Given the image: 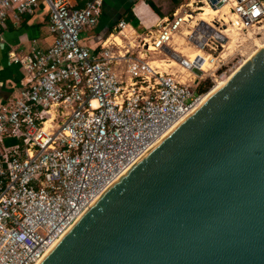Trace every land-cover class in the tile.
<instances>
[{"label": "built area", "instance_id": "1", "mask_svg": "<svg viewBox=\"0 0 264 264\" xmlns=\"http://www.w3.org/2000/svg\"><path fill=\"white\" fill-rule=\"evenodd\" d=\"M219 2L230 7V23L213 21L205 30L223 38L227 26L239 37L264 27V0L192 1L212 7ZM103 3L88 0L77 9L70 0H0V33L7 18L34 15L43 5L53 37L45 50L33 48L22 58L9 54L26 86L0 107V264H38L204 97L146 60L169 48L182 26L198 29L193 4L185 5L183 15L176 9L161 19L154 33L135 35L134 47L115 42L113 35L125 27L120 23L91 52L80 33L97 26ZM191 35L185 40L192 46L221 50L213 63L219 66L228 42L223 45L217 35L191 41Z\"/></svg>", "mask_w": 264, "mask_h": 264}, {"label": "water", "instance_id": "2", "mask_svg": "<svg viewBox=\"0 0 264 264\" xmlns=\"http://www.w3.org/2000/svg\"><path fill=\"white\" fill-rule=\"evenodd\" d=\"M79 219L39 264H264V48Z\"/></svg>", "mask_w": 264, "mask_h": 264}, {"label": "crops", "instance_id": "3", "mask_svg": "<svg viewBox=\"0 0 264 264\" xmlns=\"http://www.w3.org/2000/svg\"><path fill=\"white\" fill-rule=\"evenodd\" d=\"M87 1L70 0V4L80 9ZM151 2L159 10L160 16L154 13L144 0H104L97 26L80 33L81 45L91 52H96L105 40L111 38L110 36L115 33L114 29L120 23L124 24V29L128 28L135 35H138L135 30H140L143 35L138 36L141 37H144L147 32L154 33L156 24L168 15L161 0H151ZM47 26L48 13L43 5H40L34 15L6 19L0 33V107L15 99L19 91L26 86V78L22 70L10 62L9 54L22 58L27 56L33 48L47 49L53 43V37ZM125 36H121L122 41L135 39V36L128 38Z\"/></svg>", "mask_w": 264, "mask_h": 264}, {"label": "bare ground", "instance_id": "4", "mask_svg": "<svg viewBox=\"0 0 264 264\" xmlns=\"http://www.w3.org/2000/svg\"><path fill=\"white\" fill-rule=\"evenodd\" d=\"M197 11H198V13L197 14L195 13L196 15H195V17H193V19H195L196 21L199 20L201 22V24L202 23L203 24H209L208 22H213V21L214 22L220 21V22H222V24H224V23L227 24V23H230V20L232 19V14L230 11V7L228 5H222V7H220V8H215L212 6L205 5V7H203V8H198L196 10V12ZM187 18H188L187 20H189V17H187ZM185 22H187V21H185ZM192 26H194V25L191 23L189 28L191 29ZM187 28L185 29L184 26L181 27V33H179L178 35L176 34L173 37V40L169 44V47L172 48L171 51L173 53L178 54V56H180L182 58V60L187 62V64L189 66L194 67L197 65V67L200 68L201 72L207 73L208 71L213 69V58L211 57L212 58L211 59L210 58L211 55L209 56L207 53H205V51H203L201 49L200 46H198L200 44H198L196 46V48L193 47L192 45L190 47L186 43L185 37L192 34L191 35V41L192 40L204 41L205 39L207 40V38H209V36L205 32L199 31L198 29H196L195 32L193 33V32H190L189 29H187ZM225 29L226 30L223 31V33H221V34H223V37H225V40H227L228 43L230 42L229 49L232 50L235 48L234 44H235L236 40L240 37H239V35L235 34L234 32H231V30H229V26L225 27ZM261 30H264V27H262ZM125 35L135 36V33L133 31L129 30L128 28H125V29H123V33L121 32V34H119L118 36H115V38H114L115 42L118 44H123L121 36H125ZM205 36H206V38H205ZM262 36H264V31L262 32ZM128 37L125 36V38H128ZM195 42H197V41H195ZM127 44H129L131 47L135 46L134 40H132V39H130V40L128 39ZM255 47H256L255 53L250 55L248 58H246L245 61L241 64V66L233 73V75L236 72H238V70H240L243 66H245L257 54V52H259L260 50H262L264 48V41L257 40ZM220 48H222V47H219V49ZM154 56L157 59L151 61L152 66L158 67L164 71L166 69H168L169 67H175L176 66V67H179L183 72H186L188 75H190L189 73H191L188 68L182 66V64H180V63H177L174 59L169 60L170 64L166 65L164 60H162V59L159 60V56H162L161 52L155 53ZM178 64H180L181 67ZM232 76H230L228 79H226L224 81H219L215 85V87L212 90H210V92H208L206 95H204V97L202 98V102L200 103V105L198 107H200L207 100V98H209L212 94H214L217 90H219L224 84H226V82ZM186 118H184L181 122H183ZM176 127H174L173 129H175Z\"/></svg>", "mask_w": 264, "mask_h": 264}, {"label": "rangeland", "instance_id": "5", "mask_svg": "<svg viewBox=\"0 0 264 264\" xmlns=\"http://www.w3.org/2000/svg\"><path fill=\"white\" fill-rule=\"evenodd\" d=\"M192 1H196L197 2V0H178L179 6H177V7L173 3L172 0H161V3H164L163 5L166 8V11H165L166 15H168V17H170L174 13V11L176 9H179L181 14L183 15L185 11L189 10V8H186L185 5H188L190 3L193 4ZM189 7H192L193 11L197 14L198 11L196 12V10L199 7L203 8L205 6H203L201 4L194 3L193 5H190ZM196 14H194V15H196ZM196 22H198L196 24L199 25L198 26V30H203L206 34H208L209 38H210V36L212 38H216V35L217 36L219 35L218 32L214 33V30H212L211 28H210V31L209 30H205L204 28H206V29L209 28L208 24H203V23L201 24V22L199 20H197ZM208 23H210V22H208ZM210 24H212V23H210ZM193 25L195 26V24H193ZM184 28L186 29L187 27H184ZM187 29H189V31H191V29L189 27ZM153 30L155 31L156 28H154ZM263 31L264 30H261V28H260V29H258V32L255 30V33H252L251 35H246L245 34L244 36H241L240 38H238L236 40L235 44H234L235 48L232 49V50L229 49L227 52H225L226 55H225V57H223V59H221V62L219 63V66L216 65L212 70L208 71L207 73H204L201 78H198L194 74L192 75V73H189L190 75H188L186 72H183L179 67H176V66L175 67H169L165 71L162 70V69H160V70H162L164 72H167V73L174 74L175 76L178 77V79L186 82L187 85L196 86L195 87L196 89L200 88L203 84H207L208 85L207 90L204 93H202V94L206 95L208 92H210V90H212L215 87V85L219 81H224V80L228 79L230 76H232L233 73L245 61V59L248 58L250 55L255 53V51H256V47H255L256 41L257 40L264 41V36H262V32ZM135 32L138 35H143V33L140 30H135ZM194 32L195 31H193V33ZM221 36L220 37L218 36L217 38L218 39L220 38V41L223 40L222 44L224 45L227 42V40H225V37H223L224 39L221 38ZM205 38H206V36H205ZM186 43L191 47L192 44H190V42L187 41ZM229 44H230V42L228 43V46L230 47ZM121 45H124V43L121 44ZM193 47L196 48V46H193ZM168 49L171 52V47H169ZM220 51L221 50H219L216 53L207 51L205 53H207L209 56L211 55L210 58L212 57L213 58V63H215L216 60H217L216 57H217L218 54H220ZM161 53H162V56H159V60H161V59L164 60L166 65L170 64L169 60L172 59L171 56H170L171 54H169L168 52H161ZM155 59H157V58L154 55L151 54V55H149V58L146 59V60L148 62H151V61H153ZM178 65L181 67L180 64H178Z\"/></svg>", "mask_w": 264, "mask_h": 264}, {"label": "trees", "instance_id": "6", "mask_svg": "<svg viewBox=\"0 0 264 264\" xmlns=\"http://www.w3.org/2000/svg\"><path fill=\"white\" fill-rule=\"evenodd\" d=\"M145 3L154 11V13H156L157 15H161L159 10L155 7V5L151 2V0H144ZM173 3L177 6H179V2L178 0H172ZM208 88L207 84H203L200 88L197 89L198 93H204Z\"/></svg>", "mask_w": 264, "mask_h": 264}]
</instances>
